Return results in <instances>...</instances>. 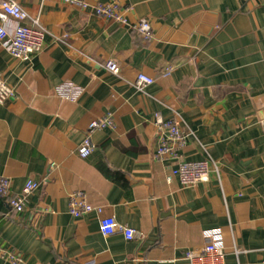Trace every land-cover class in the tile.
<instances>
[{
  "label": "crops",
  "instance_id": "1",
  "mask_svg": "<svg viewBox=\"0 0 264 264\" xmlns=\"http://www.w3.org/2000/svg\"><path fill=\"white\" fill-rule=\"evenodd\" d=\"M15 1L48 33L31 61L9 51L21 21H5L0 40V76L15 92L0 103V175L12 194L37 184L22 212L0 197V264H13L7 252L19 264H264V0H118L132 22L150 21L151 40L63 1ZM139 72L155 78L146 92L129 83ZM67 80L83 87L76 102L55 92ZM109 111L115 128L95 131L81 157L89 123ZM158 111L191 132L177 157L154 156ZM203 159L220 180L167 181L179 161ZM77 190L103 212L73 216ZM102 217L135 238L105 236ZM214 234L222 260L185 258Z\"/></svg>",
  "mask_w": 264,
  "mask_h": 264
},
{
  "label": "built area",
  "instance_id": "2",
  "mask_svg": "<svg viewBox=\"0 0 264 264\" xmlns=\"http://www.w3.org/2000/svg\"><path fill=\"white\" fill-rule=\"evenodd\" d=\"M44 1V0H43ZM81 9H90L97 16L110 19L120 24L128 25L133 28L144 39L151 40L154 37V32L150 21L146 18L138 19L132 22L128 15L127 9L123 8L120 1L112 0L109 2H99L90 4L87 0H59ZM9 18H14L21 23L16 27L14 36L11 38L9 51L17 59L23 61H31L45 47V39L48 33L38 18L31 19L27 11L15 0H0V40L9 37V32L4 25V22ZM30 19L29 23H25ZM63 40L64 38H58ZM105 67L113 74L120 76L121 68L116 61H109ZM155 82V78L139 72L130 85L139 92H146L147 88ZM55 92L61 98L76 102L83 92V87L72 80L61 82L55 86ZM15 96L14 89L0 76V103H4L13 99ZM113 112H107L103 117L94 119L89 123L86 136L82 140L78 148V153L81 157L90 156L95 144L92 141V134L97 130L106 128L114 129L115 118ZM153 124L157 131L158 148L155 152L157 160H164L168 156L177 157V148L186 144L191 132L184 131L180 124L171 118H166L161 112L153 114ZM212 175H215L219 180L221 171L217 162L213 160L203 159L195 161L181 160L167 175V181L172 182L174 178H178L183 187H193L201 182L208 181ZM12 182L10 178L0 175V197L8 200L10 206L16 212L24 211L29 196L37 184L29 182L21 193H11ZM70 212L75 217H81L91 212L101 214L102 206L92 205L87 194L83 190H77L69 196ZM100 231L105 236L111 235L116 231H122L127 240H132L137 234V230L133 227L119 224L114 217H102L100 219ZM7 258L13 264H19L23 258L19 254L7 252ZM225 256L221 238H213L201 250H191L185 253V258L195 262L202 261L204 258L211 257L214 261L222 260Z\"/></svg>",
  "mask_w": 264,
  "mask_h": 264
}]
</instances>
